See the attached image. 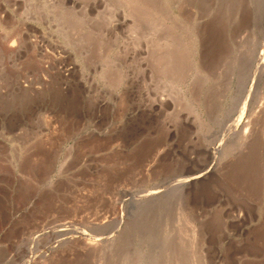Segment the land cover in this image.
Masks as SVG:
<instances>
[{"label":"rangeland","instance_id":"1","mask_svg":"<svg viewBox=\"0 0 264 264\" xmlns=\"http://www.w3.org/2000/svg\"><path fill=\"white\" fill-rule=\"evenodd\" d=\"M263 50L264 0H0V264H264Z\"/></svg>","mask_w":264,"mask_h":264},{"label":"bare ground","instance_id":"2","mask_svg":"<svg viewBox=\"0 0 264 264\" xmlns=\"http://www.w3.org/2000/svg\"><path fill=\"white\" fill-rule=\"evenodd\" d=\"M132 5H134V4H132ZM142 12L144 13V10L141 11V13H142ZM145 12H146V11H145ZM144 14H145V13H144ZM146 14H147V13H146ZM145 17H146V16H145ZM147 17H148V16H147ZM147 17H146V19H147ZM138 19H139V18H138ZM142 22H143V21H142ZM152 24H153V23H151L150 26H152ZM166 47H167V45H166ZM169 48H170V47H169ZM166 49H167V48H166ZM166 49H164V50H166ZM174 49H175V48H174ZM172 51H173V50L167 49L166 52H165V56H164V57H166L168 60H172V57H171V56L173 55V54H172ZM176 52H177V51H176ZM263 54H264V50L261 52V56H263ZM163 55H164V53H163ZM247 58H248V57H247ZM161 59H162V58H161ZM165 61H166V60H165ZM171 63H172V62H170V61H169L167 64H164V63H163V64H164L163 68H168L169 71L172 72L174 66L171 65ZM159 68H160V67H159ZM166 72H167V71H166ZM167 73H168V72H167ZM167 75H168V74H167ZM169 76H170V75H169ZM241 78H242V77H241ZM180 181H181V180H180ZM182 181L185 183L187 180L184 179V180H182ZM182 181L180 182L181 185H183V182H182ZM174 183H175V182H174ZM180 183H179V186H180ZM172 184H173V183H172ZM176 186H177V185H174L173 187H176ZM106 221H107V220H106ZM106 221H105V222H106ZM98 224H99V225H97V226H105L107 223H104V222H103V223H102V222L100 223V222H98ZM89 245H90V244H89Z\"/></svg>","mask_w":264,"mask_h":264}]
</instances>
